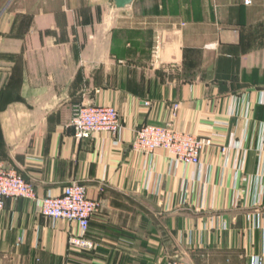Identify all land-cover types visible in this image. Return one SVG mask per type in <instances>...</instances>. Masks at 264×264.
Listing matches in <instances>:
<instances>
[{
	"label": "crops",
	"instance_id": "0c3cea01",
	"mask_svg": "<svg viewBox=\"0 0 264 264\" xmlns=\"http://www.w3.org/2000/svg\"><path fill=\"white\" fill-rule=\"evenodd\" d=\"M87 1L27 9L28 32L61 53H36V65L35 53H20V97L0 113V134L2 161L38 197L78 182L100 202L86 233L95 247L74 252L75 222L11 197L0 210V264H264V0H133L123 15L112 0ZM84 10H97L93 23L77 20ZM93 25L95 51L63 52ZM79 103L114 106L118 141L108 132L77 140ZM142 124L210 138L201 169L162 148L133 150Z\"/></svg>",
	"mask_w": 264,
	"mask_h": 264
},
{
	"label": "built area",
	"instance_id": "2783aa9c",
	"mask_svg": "<svg viewBox=\"0 0 264 264\" xmlns=\"http://www.w3.org/2000/svg\"><path fill=\"white\" fill-rule=\"evenodd\" d=\"M249 0H245L247 3ZM178 105L173 106L176 110ZM70 126L77 140L87 139L100 132L110 133L116 140L122 129L117 109L110 104H75L72 107ZM211 139L191 133L177 131L168 125L142 124L136 131L131 147L133 150L152 154L162 148L171 155L174 163L193 165L201 169V151L210 145ZM226 152L225 148L221 149ZM26 198L33 201L37 211L53 219H66L75 222L77 231L69 234V249L90 251L95 243L86 237L91 217L99 210L100 202L89 198L82 183L72 182L65 186L57 196L38 197L33 183L23 177L13 167H7L0 161V210L7 198ZM168 264H190L175 260ZM249 264H262L259 256L250 258Z\"/></svg>",
	"mask_w": 264,
	"mask_h": 264
},
{
	"label": "rangeland",
	"instance_id": "374dc122",
	"mask_svg": "<svg viewBox=\"0 0 264 264\" xmlns=\"http://www.w3.org/2000/svg\"><path fill=\"white\" fill-rule=\"evenodd\" d=\"M97 0H88V5L96 2ZM37 0H0V113L5 109L8 102L17 101L20 97L21 91V72L22 67L25 65V60L20 53H35L29 59L30 65L38 64L36 53H61V50H54L49 43H44L38 38L37 33H29L30 22L34 13L31 14L27 9L36 7ZM34 4V5H33ZM33 5V6H32ZM35 12V11H32ZM96 13V14H95ZM87 11H78L76 18L78 21L85 23H93L94 17L98 13ZM47 18L53 17L50 15ZM77 44L69 45L66 43L65 53H92L96 50L100 42L96 41L97 25L88 27L85 30L84 26L79 27ZM48 32L50 30L48 29ZM39 45L41 46L40 49ZM9 53L12 55L9 57ZM9 66H11L12 73L9 75ZM3 139L0 134V161H2L3 152ZM4 163V162H3ZM69 247V246H68ZM74 252H83L82 250L71 249Z\"/></svg>",
	"mask_w": 264,
	"mask_h": 264
},
{
	"label": "water",
	"instance_id": "95a60500",
	"mask_svg": "<svg viewBox=\"0 0 264 264\" xmlns=\"http://www.w3.org/2000/svg\"><path fill=\"white\" fill-rule=\"evenodd\" d=\"M133 0H112L113 6H115L118 10L121 11L122 15L125 14L124 8L127 5H130Z\"/></svg>",
	"mask_w": 264,
	"mask_h": 264
}]
</instances>
